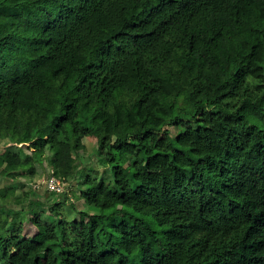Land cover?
<instances>
[{
	"label": "trees",
	"instance_id": "16d2710c",
	"mask_svg": "<svg viewBox=\"0 0 264 264\" xmlns=\"http://www.w3.org/2000/svg\"><path fill=\"white\" fill-rule=\"evenodd\" d=\"M2 140L95 213L17 221L10 187L0 264H264V0H0Z\"/></svg>",
	"mask_w": 264,
	"mask_h": 264
},
{
	"label": "rangeland",
	"instance_id": "374dc122",
	"mask_svg": "<svg viewBox=\"0 0 264 264\" xmlns=\"http://www.w3.org/2000/svg\"><path fill=\"white\" fill-rule=\"evenodd\" d=\"M167 129L173 136L176 135L178 131L175 126L167 127ZM81 138L83 149L77 161L78 174L86 170L89 171L92 168L97 169L100 174H103L105 168H103L99 161V143L97 139L91 136H81ZM12 145L13 143L11 141L2 140L0 142V153ZM31 151H34V149ZM34 156L38 160L41 154L40 152H34ZM1 170L2 167H0V171ZM49 175H55L51 167L47 163H37L36 174H25L19 177L17 181L0 176V213H2L3 216L7 213V210L4 209L3 194L6 193L10 187H15V194L10 196L8 204L19 211V214L13 217L17 221L21 220L22 217L26 219L32 218L33 213L37 211L35 206L40 204V201L50 202V205L58 202L63 203L62 207H60V212L62 213V217L69 221L76 218L81 219L82 216L79 213L80 211L95 213V209L89 207L87 201L83 198L78 182L72 179L63 181V179L58 176H52L57 178L61 189L60 191L52 190L46 186L48 177H50ZM24 208H32L33 210L28 214L24 212ZM41 209L45 213H50L48 206L44 205Z\"/></svg>",
	"mask_w": 264,
	"mask_h": 264
},
{
	"label": "built area",
	"instance_id": "2783aa9c",
	"mask_svg": "<svg viewBox=\"0 0 264 264\" xmlns=\"http://www.w3.org/2000/svg\"><path fill=\"white\" fill-rule=\"evenodd\" d=\"M46 186H48V188H50L52 190H57V191L61 190L59 187V181L55 177L48 179Z\"/></svg>",
	"mask_w": 264,
	"mask_h": 264
}]
</instances>
